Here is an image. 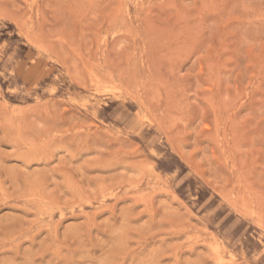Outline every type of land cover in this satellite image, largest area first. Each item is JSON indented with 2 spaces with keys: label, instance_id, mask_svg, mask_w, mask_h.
Here are the masks:
<instances>
[{
  "label": "rangeland",
  "instance_id": "rangeland-1",
  "mask_svg": "<svg viewBox=\"0 0 264 264\" xmlns=\"http://www.w3.org/2000/svg\"><path fill=\"white\" fill-rule=\"evenodd\" d=\"M0 264H264V0H0Z\"/></svg>",
  "mask_w": 264,
  "mask_h": 264
},
{
  "label": "bare ground",
  "instance_id": "bare-ground-1",
  "mask_svg": "<svg viewBox=\"0 0 264 264\" xmlns=\"http://www.w3.org/2000/svg\"><path fill=\"white\" fill-rule=\"evenodd\" d=\"M33 42V41H32ZM52 52H53V50H52ZM20 69V68H19ZM22 70V69H21ZM20 73V72H19ZM23 73H24V71H23ZM98 92V91H97Z\"/></svg>",
  "mask_w": 264,
  "mask_h": 264
}]
</instances>
